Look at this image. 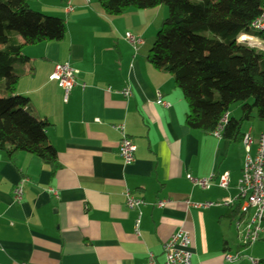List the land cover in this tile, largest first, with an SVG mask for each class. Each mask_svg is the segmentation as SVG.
Returning <instances> with one entry per match:
<instances>
[{
  "label": "crops",
  "instance_id": "0c3cea01",
  "mask_svg": "<svg viewBox=\"0 0 264 264\" xmlns=\"http://www.w3.org/2000/svg\"><path fill=\"white\" fill-rule=\"evenodd\" d=\"M30 6L65 21L61 42L23 48L27 60L19 65L16 87L35 115L51 124L47 137L59 168L53 174L35 156L0 150V264H146L151 253L163 264V246L179 230L191 234L193 264H264V233L257 243L240 246L231 207L189 205L234 199L244 152L241 142L189 128L188 104L174 76L148 61L151 43L136 51L127 42V33L144 38L163 21L164 7L109 15L98 0ZM66 63L79 71L68 102L50 80ZM125 88L129 99L109 91ZM159 92L170 108L157 100ZM121 124L137 146L130 165L119 154ZM250 130L256 137L264 132L242 133ZM225 173L226 191L218 186ZM212 176L210 189L189 178ZM126 189L145 202L138 230L137 212L125 205ZM168 199L165 208L155 206ZM238 253V261H226L225 254Z\"/></svg>",
  "mask_w": 264,
  "mask_h": 264
},
{
  "label": "trees",
  "instance_id": "16d2710c",
  "mask_svg": "<svg viewBox=\"0 0 264 264\" xmlns=\"http://www.w3.org/2000/svg\"><path fill=\"white\" fill-rule=\"evenodd\" d=\"M34 0H0V150L9 156L27 153L45 162L53 174L57 152L49 143V121L35 115L28 97L16 92L26 62L27 45L61 42L65 21L30 6ZM104 12L168 8L148 61L174 76L189 108L186 124L213 133L231 106L241 117H229L222 138L242 142L244 121L264 122V50L238 43L264 12V0H98ZM206 32H212L207 35ZM264 41V32L258 33ZM254 37V36H253ZM233 217L236 209H233Z\"/></svg>",
  "mask_w": 264,
  "mask_h": 264
},
{
  "label": "built area",
  "instance_id": "2783aa9c",
  "mask_svg": "<svg viewBox=\"0 0 264 264\" xmlns=\"http://www.w3.org/2000/svg\"><path fill=\"white\" fill-rule=\"evenodd\" d=\"M68 11L72 10L70 4L67 5ZM251 29L259 32H264V12L256 19ZM236 37L238 43L240 36ZM256 38V37H255ZM257 39V38H256ZM126 40L130 43L136 51L142 47L145 42L132 33L126 34ZM258 40V39H257ZM264 44V41L261 42ZM79 71L73 68L70 64L57 65L50 80L56 82L60 89L64 93V101L68 102L69 97L76 86V77ZM114 94H121L126 99L132 96V92L129 88L119 90H109ZM162 94L157 93V100L167 108L171 105L162 100ZM229 119V115H225L221 121L219 127L213 132L215 137L221 138L224 127ZM121 135L119 142V154L126 165H130L135 161V154L137 152V146L134 144L131 137L126 133V128L123 124L116 127ZM242 149L244 152L243 167L241 170V177L237 184V196L234 199H230L225 203L218 204L212 202L194 203L189 204L193 208L197 209H209L216 206H227L236 209V215L233 219V225L239 240V244L242 247H248L257 243L262 234L264 233V132L256 137L252 130L243 135ZM214 176L207 179L194 180L191 177V181L195 186L202 189H210L211 180ZM229 173H225L219 177L218 186L220 189L226 191L229 186ZM125 205L128 209L136 211L138 216L136 219V229L138 230L141 221V208L144 206V200L137 198L133 193L126 189L125 191ZM23 196V186L19 185L15 189V197L18 201ZM171 200H158L155 206L158 208H165L171 204ZM163 264H193V252L191 250V234L185 230H179L175 233L169 241L163 246ZM241 258V254L236 255L225 254V259L228 263H234ZM252 264H258V261L251 259ZM146 264H159L155 256L149 254V260Z\"/></svg>",
  "mask_w": 264,
  "mask_h": 264
},
{
  "label": "rangeland",
  "instance_id": "374dc122",
  "mask_svg": "<svg viewBox=\"0 0 264 264\" xmlns=\"http://www.w3.org/2000/svg\"><path fill=\"white\" fill-rule=\"evenodd\" d=\"M30 3H31V5H33V6L37 7V8L38 7L41 8V0L30 1ZM163 7L166 10V15L165 16L167 17V15H168V8L166 6H163ZM47 14H50V13H47ZM161 21H162V19L160 18L157 21V23L152 26V29L150 30V32L144 38L142 37V39L145 42L148 41V42L151 43L150 48L152 47V44L154 43V41L156 39L157 33H158V31L160 29V26H161V23H162ZM206 34L209 36V35H212L213 33L212 32H206ZM247 34L250 35V36L256 37L259 42H263V41H261L259 39L258 33L256 31H254V30L251 29L250 31L247 32ZM256 48H259V47H256ZM230 114H231V116H233V118H237V119L240 118L241 117V108H240V105L239 104L232 105L231 106V109H230ZM251 128H253L254 132L257 133V132L261 131L262 129H264V122L263 121H260L258 118H255L252 121H244L243 122L242 130L246 131V130H249ZM233 229H235V228L233 227Z\"/></svg>",
  "mask_w": 264,
  "mask_h": 264
},
{
  "label": "bare ground",
  "instance_id": "6f19581e",
  "mask_svg": "<svg viewBox=\"0 0 264 264\" xmlns=\"http://www.w3.org/2000/svg\"><path fill=\"white\" fill-rule=\"evenodd\" d=\"M239 39H240V41H242L243 44L245 43V44L249 45L250 47H259L260 49L264 50V44L259 42L253 36L242 34Z\"/></svg>",
  "mask_w": 264,
  "mask_h": 264
}]
</instances>
